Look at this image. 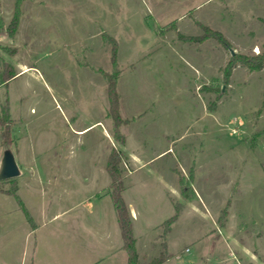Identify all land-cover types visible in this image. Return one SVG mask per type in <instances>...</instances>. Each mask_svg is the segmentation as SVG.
<instances>
[{
	"label": "rangeland",
	"instance_id": "obj_1",
	"mask_svg": "<svg viewBox=\"0 0 264 264\" xmlns=\"http://www.w3.org/2000/svg\"><path fill=\"white\" fill-rule=\"evenodd\" d=\"M263 49L264 0H0V159L22 170L0 181V264H127L101 246L123 245L113 147L139 264L164 243L161 264H264V65L241 62Z\"/></svg>",
	"mask_w": 264,
	"mask_h": 264
},
{
	"label": "trees",
	"instance_id": "obj_2",
	"mask_svg": "<svg viewBox=\"0 0 264 264\" xmlns=\"http://www.w3.org/2000/svg\"><path fill=\"white\" fill-rule=\"evenodd\" d=\"M19 14V11L17 12ZM18 21V15L15 16V25ZM110 39L113 41L112 46V61L114 65H117V47L118 43L117 41L110 37ZM232 61L237 60V56L232 57ZM243 64L247 65L250 68H261L264 65V49L263 51L259 52L258 54L254 55L252 58L244 57L242 59ZM118 73L119 69L116 70L115 74H109V97H110V104H111V111L113 112V115L115 116V129H116V137L117 139H120L122 142L125 143V138L121 133L118 132V126L121 123L122 119L120 117V114L118 112V94L116 90L117 85V79H118ZM15 74L13 73L11 77H13ZM10 76V75H9ZM10 77V78H11ZM8 110L5 108L3 109V117L2 122L6 123V120L8 122ZM7 126V125H6ZM5 126L4 131V137L6 138V142L9 144L11 139V133L9 126ZM127 157V154L123 151L121 148L113 147L110 154L107 157V163H106V170L110 176L111 180V189H110V195L117 213L118 222L121 229V234L123 238V247L128 253V264H139V254L136 247V237L133 232V222L132 217L128 208L127 203L125 202L123 198V190H124V175L122 172V169L120 168V164L122 161L125 160ZM9 193H12L16 196V198L19 200L20 204L23 206V210L26 213V216L28 219H31V216L23 204L22 200L18 196V194L14 191H7ZM177 207V213H175L173 216L169 217L165 220L163 223L166 227V230L168 231L170 229L171 224L177 220L178 213L180 211L179 205H176ZM170 257V253L167 250V243L163 244L162 251L160 252L159 256L154 258L151 264H161L165 260H167Z\"/></svg>",
	"mask_w": 264,
	"mask_h": 264
},
{
	"label": "water",
	"instance_id": "obj_3",
	"mask_svg": "<svg viewBox=\"0 0 264 264\" xmlns=\"http://www.w3.org/2000/svg\"><path fill=\"white\" fill-rule=\"evenodd\" d=\"M21 173L22 170L16 160L13 149L6 147L0 159V181L18 177Z\"/></svg>",
	"mask_w": 264,
	"mask_h": 264
},
{
	"label": "crops",
	"instance_id": "obj_4",
	"mask_svg": "<svg viewBox=\"0 0 264 264\" xmlns=\"http://www.w3.org/2000/svg\"><path fill=\"white\" fill-rule=\"evenodd\" d=\"M86 129V127L85 128H83V129H81L80 131L82 132V131H84ZM165 152V150L163 151V152H161L160 154H162V153H164ZM159 154V155H160ZM129 157H130V160L132 161V157H131V155H129ZM106 172H107V170H106ZM22 174V173H21ZM20 174V175H21ZM107 174H108V172H107ZM108 176H109V174H108ZM19 177V176H18ZM110 177V176H109ZM1 191V190H0ZM124 191V190H123ZM7 193H9V192H7ZM17 193V192H16ZM12 194V193H11ZM18 194V193H17ZM110 194V193H109ZM123 194V193H122ZM14 195V194H13ZM18 196H19V194H18ZM111 196V195H110ZM20 197V196H19ZM124 198V197H123ZM17 199V198H16ZM21 199V198H20ZM125 200V199H124ZM23 202V201H22ZM126 202V201H125ZM20 203V202H19ZM127 203V202H126ZM24 204V203H23ZM25 205V204H24ZM114 205V204H113ZM127 205H128V208H129V211H130V214H131V217H132V222L134 221V219H135V217L137 216V211L134 209V207L133 206H131L130 204H128L127 203ZM116 211V210H115ZM116 215H117V213H116ZM117 220H118V217H117ZM105 224V222L104 221H98L97 223H96V225L97 226H101V231L103 230L102 229V227H103V225ZM118 224H119V222H118ZM119 228H120V225H119ZM109 231H108V229H106V236H107V238H109ZM120 233H121V229H120ZM121 236H122V234H121ZM136 237V236H135ZM123 239V238H122ZM136 243H137V238H136ZM101 246H106L107 248V250L108 251H112V250H117V249H119V250H124V251H121V253L119 254V259H117V260H119L121 263L122 262H124V261H127V264H128V253H127V251L124 249V247H123V245L122 246H119V247H116V246H111L110 244H107V242L105 243V242H101ZM136 247H137V245H136ZM122 248V249H121ZM138 251V250H137ZM123 252H126V255H124V253ZM98 257V259L99 258H103L104 256H101V255H99V256H97ZM106 258V257H105ZM104 259V258H103ZM91 261H93V262H91V264H102V262H101V260H99V261H97V260H91ZM166 261V260H165ZM163 263V262H162Z\"/></svg>",
	"mask_w": 264,
	"mask_h": 264
}]
</instances>
